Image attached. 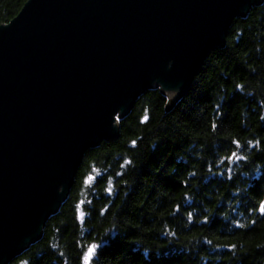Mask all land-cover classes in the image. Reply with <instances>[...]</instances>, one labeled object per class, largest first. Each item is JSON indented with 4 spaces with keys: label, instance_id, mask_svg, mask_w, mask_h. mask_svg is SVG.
<instances>
[{
    "label": "trees",
    "instance_id": "trees-1",
    "mask_svg": "<svg viewBox=\"0 0 264 264\" xmlns=\"http://www.w3.org/2000/svg\"><path fill=\"white\" fill-rule=\"evenodd\" d=\"M26 1L0 0V24ZM168 102L160 89L141 95L119 138L86 152L43 237L9 264H85L93 244L88 264H264V3Z\"/></svg>",
    "mask_w": 264,
    "mask_h": 264
},
{
    "label": "water",
    "instance_id": "water-1",
    "mask_svg": "<svg viewBox=\"0 0 264 264\" xmlns=\"http://www.w3.org/2000/svg\"><path fill=\"white\" fill-rule=\"evenodd\" d=\"M264 0H27L0 24V264L44 234L145 92L171 107Z\"/></svg>",
    "mask_w": 264,
    "mask_h": 264
},
{
    "label": "snow or ice",
    "instance_id": "snow-or-ice-1",
    "mask_svg": "<svg viewBox=\"0 0 264 264\" xmlns=\"http://www.w3.org/2000/svg\"><path fill=\"white\" fill-rule=\"evenodd\" d=\"M145 119H147V117H145ZM133 143H135V141H133ZM233 155H235V154H233ZM237 159H239V157H237ZM89 179L91 180L92 178L89 177ZM108 191L111 192L112 189L109 188ZM259 210H260V212H261L262 214H264V202L261 203V205H260V209H259ZM83 215H84V214L81 213V219H83ZM98 247H99L98 245L93 244V245H91V246L87 249V252H86L85 255H84L85 264H88V262H90V261L92 260V258H93L94 255L96 254V250H97Z\"/></svg>",
    "mask_w": 264,
    "mask_h": 264
}]
</instances>
